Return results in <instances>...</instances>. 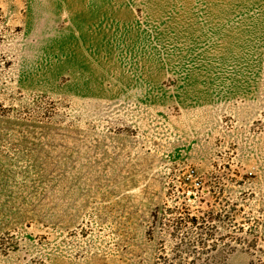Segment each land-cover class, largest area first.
Wrapping results in <instances>:
<instances>
[{
    "label": "rangeland",
    "instance_id": "374dc122",
    "mask_svg": "<svg viewBox=\"0 0 264 264\" xmlns=\"http://www.w3.org/2000/svg\"><path fill=\"white\" fill-rule=\"evenodd\" d=\"M64 1L0 0V264H161L170 210L223 204L264 248V64L182 99L166 62L97 54Z\"/></svg>",
    "mask_w": 264,
    "mask_h": 264
},
{
    "label": "crops",
    "instance_id": "0c3cea01",
    "mask_svg": "<svg viewBox=\"0 0 264 264\" xmlns=\"http://www.w3.org/2000/svg\"><path fill=\"white\" fill-rule=\"evenodd\" d=\"M62 6L72 8L80 37L94 38L97 54L129 57L141 71L149 59L152 71L166 62L182 99L221 96L263 68L264 0H65Z\"/></svg>",
    "mask_w": 264,
    "mask_h": 264
},
{
    "label": "trees",
    "instance_id": "16d2710c",
    "mask_svg": "<svg viewBox=\"0 0 264 264\" xmlns=\"http://www.w3.org/2000/svg\"><path fill=\"white\" fill-rule=\"evenodd\" d=\"M237 207L223 204L201 214L185 215L180 210H170L175 215L167 221L177 242L172 257L163 259L161 264H225L226 255L238 248L259 251L264 257V248L257 244L259 236L255 235L252 241L246 236L244 224L249 221H239L241 208Z\"/></svg>",
    "mask_w": 264,
    "mask_h": 264
}]
</instances>
